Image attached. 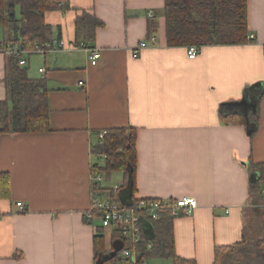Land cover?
<instances>
[{
  "label": "crops",
  "instance_id": "1",
  "mask_svg": "<svg viewBox=\"0 0 264 264\" xmlns=\"http://www.w3.org/2000/svg\"><path fill=\"white\" fill-rule=\"evenodd\" d=\"M65 4L44 14L50 39L75 44V19L87 13L103 26L80 43L100 57L91 64L74 46L23 54L28 75L45 79L49 130L0 134V173L9 178V195L0 197V264L95 263L100 221L86 222V213L94 199L112 201L125 177L119 172V184L110 180L116 172L94 170L103 158L92 147L100 131L117 127L136 131L134 198H195L189 216L173 219L174 251L213 264L216 246L246 237L248 166L264 162V0H247L252 41L202 45L194 58L186 46L166 44L164 0ZM4 79L0 51V101ZM243 95L254 110L222 104ZM227 114L234 121L225 122ZM104 248H114L111 231Z\"/></svg>",
  "mask_w": 264,
  "mask_h": 264
},
{
  "label": "trees",
  "instance_id": "2",
  "mask_svg": "<svg viewBox=\"0 0 264 264\" xmlns=\"http://www.w3.org/2000/svg\"><path fill=\"white\" fill-rule=\"evenodd\" d=\"M66 0H0V25H9L11 37L0 41L3 50H31L35 43L50 41L45 23L46 11L67 7ZM164 35L169 46L225 45L247 42V0H164ZM76 41L92 40L96 28L103 22L87 13L75 19ZM81 34L86 36L80 38ZM88 36V39H87ZM81 40V41H80ZM87 42V41H86ZM6 99L0 101V134L37 133L49 130L48 101L44 78H31L28 68L19 65L17 53H4ZM235 114L222 117L225 122L234 121ZM253 123L248 128L253 131ZM136 131L131 127L107 129L102 139L92 147L101 155L102 165H94L98 172H122L125 183L111 191L112 201L131 203L135 192ZM250 179L248 195L250 208L264 204V162H249ZM121 188V190H120ZM118 190V191H117ZM117 192V193H116ZM9 195V178L0 173V197ZM254 206V207H252ZM254 213V212H253ZM101 215L99 209L92 212V219ZM173 219L170 212L149 225L151 246L145 240L137 246L141 257L148 260L170 261V264H195L192 259L178 256L174 251ZM93 235L94 260L105 253L101 224L95 225ZM112 237H116L113 234ZM118 253L102 264H116ZM213 264H264V236L246 239L238 243L214 248Z\"/></svg>",
  "mask_w": 264,
  "mask_h": 264
},
{
  "label": "built area",
  "instance_id": "3",
  "mask_svg": "<svg viewBox=\"0 0 264 264\" xmlns=\"http://www.w3.org/2000/svg\"><path fill=\"white\" fill-rule=\"evenodd\" d=\"M149 12L148 14H150ZM247 42L254 39V35L250 32L247 33ZM1 41V40H0ZM147 42L142 40L138 45L132 49V57H137L140 50L145 47ZM84 48L87 52V59L91 64H95L100 57L99 50L94 47L84 46L82 43L71 44L68 47L65 46L64 41L60 40H50L45 43H35L31 50L25 49H14V50H3V53H17L19 56V65L23 66L25 64V59L23 54L28 52H37L44 54L52 50H63L65 48L72 47ZM201 46L198 45H187L186 53L189 58H194ZM43 71V69H40ZM79 85H83L82 81H79ZM106 130H102L98 133L99 140L102 139ZM117 187L114 188V190ZM17 206L20 210L24 211L25 207L23 203L17 202ZM197 207V202L193 197H183L181 199H169V198H134L131 203H123L121 201H109L108 203L97 202L94 199L89 210L86 213L87 219H92V212L95 209L101 211V215L98 217L102 229L110 228L111 236L113 234L116 237H112V240H120V247L116 254L118 253L119 260L116 264H150L146 258H142L137 246L145 240L146 248L151 246L152 233L149 229V225L157 221L161 213L170 212L173 217L179 215L189 216L192 211ZM150 231V232H148ZM114 248H110V252Z\"/></svg>",
  "mask_w": 264,
  "mask_h": 264
},
{
  "label": "rangeland",
  "instance_id": "4",
  "mask_svg": "<svg viewBox=\"0 0 264 264\" xmlns=\"http://www.w3.org/2000/svg\"><path fill=\"white\" fill-rule=\"evenodd\" d=\"M12 35L11 28L9 25H5L2 27L0 25V40L3 38L9 39ZM161 35L163 37V30L161 31ZM121 176L122 173L116 172L110 174V180L118 182L121 184ZM254 207V206H252ZM252 212L253 215H252ZM103 236H104V244H109V238H110V228H104L103 229ZM264 236V204H258L254 208H249L246 211V239L253 240L257 237H263ZM121 243L120 240H114L113 246L114 248L120 247L119 244ZM150 264H169V262H162L158 259H151Z\"/></svg>",
  "mask_w": 264,
  "mask_h": 264
},
{
  "label": "water",
  "instance_id": "5",
  "mask_svg": "<svg viewBox=\"0 0 264 264\" xmlns=\"http://www.w3.org/2000/svg\"><path fill=\"white\" fill-rule=\"evenodd\" d=\"M222 104L232 105V106L242 105L244 108L252 109V110H254L256 107V103L249 101L244 95L239 100L227 101ZM250 179L254 180L255 176L251 175ZM117 250L118 249L115 248L114 250L110 252L100 254L99 257L95 260L94 264H102L105 260L112 258L116 254Z\"/></svg>",
  "mask_w": 264,
  "mask_h": 264
}]
</instances>
